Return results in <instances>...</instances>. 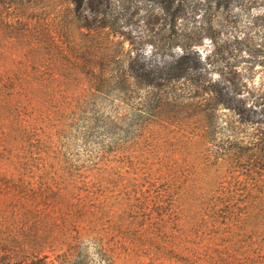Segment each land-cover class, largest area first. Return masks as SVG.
<instances>
[{"label":"trees","instance_id":"trees-1","mask_svg":"<svg viewBox=\"0 0 264 264\" xmlns=\"http://www.w3.org/2000/svg\"><path fill=\"white\" fill-rule=\"evenodd\" d=\"M238 2L0 0V264H264V90L186 21Z\"/></svg>","mask_w":264,"mask_h":264},{"label":"rangeland","instance_id":"rangeland-1","mask_svg":"<svg viewBox=\"0 0 264 264\" xmlns=\"http://www.w3.org/2000/svg\"><path fill=\"white\" fill-rule=\"evenodd\" d=\"M244 2L247 8H252H245L241 4L242 2L234 3L228 18L223 15H214L210 20L208 15L203 16L202 13L186 21L192 26L200 27L202 23L199 20L201 19L204 21L205 27L212 25L213 29L218 32L215 38L204 34L200 45L196 46L204 60L211 56L212 75L218 78L220 76L219 68L233 69L240 73L242 81L246 83L249 90L259 94L264 90V20H257V18L264 15V4L260 5L258 2L252 4L249 3V0H244ZM214 4L213 2V7H215ZM17 15L19 14L13 10L0 9V19H2L0 22L3 21L0 27L7 24L9 26L6 29L8 35L11 32H16V29L21 26L25 28L28 25L24 24L25 20L21 21L22 19ZM10 25L13 27L11 28ZM218 47H223L225 50L223 54L215 56L213 53L217 52ZM147 49L148 51L152 50L150 46ZM227 114L229 112L224 109L219 112L220 123L223 125L226 124L225 115ZM252 132L253 129L250 127H242L239 137L247 138ZM224 133L229 134L228 132Z\"/></svg>","mask_w":264,"mask_h":264}]
</instances>
